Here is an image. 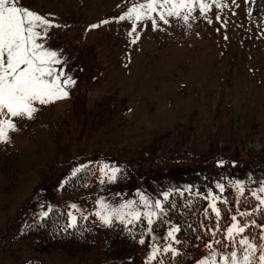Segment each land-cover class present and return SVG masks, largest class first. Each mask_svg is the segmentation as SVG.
Listing matches in <instances>:
<instances>
[{
	"label": "rangeland",
	"instance_id": "374dc122",
	"mask_svg": "<svg viewBox=\"0 0 264 264\" xmlns=\"http://www.w3.org/2000/svg\"><path fill=\"white\" fill-rule=\"evenodd\" d=\"M140 2L22 0L58 25L43 42L62 59L54 67L75 84L68 98L36 104L34 118H11L18 130L0 143V264H146L152 245L161 249L157 257L169 244L176 249L167 233L177 225L166 220L148 244L113 260L108 226L94 215L100 200L135 201L144 212L152 209L138 194L165 204V191L205 198L211 190L226 200L239 195L234 181L251 196L264 182V0H219L228 7L213 5L206 16L197 9L187 24L152 14L155 29L145 19L132 33L133 21L117 18ZM105 165L120 169L114 181L102 174ZM84 171L88 176L72 184ZM61 208L93 223L89 252L35 250L29 227ZM233 251L239 254L238 244ZM229 254L216 258L222 264Z\"/></svg>",
	"mask_w": 264,
	"mask_h": 264
},
{
	"label": "snow or ice",
	"instance_id": "6c2138e0",
	"mask_svg": "<svg viewBox=\"0 0 264 264\" xmlns=\"http://www.w3.org/2000/svg\"><path fill=\"white\" fill-rule=\"evenodd\" d=\"M233 3H235V0H233ZM213 5L216 9L228 7L226 4H221L219 0H212V3H207L205 0H143V2L133 4L117 19L118 21H133L132 33H134L136 31L135 22L145 19L152 22L154 29L157 27L156 19L152 14L158 15L159 20L165 24L169 23L168 17L182 19L187 24L194 11L198 9L201 15L206 16ZM182 12L185 14L182 15ZM219 19L217 17V20ZM110 22L104 20L101 24ZM208 22L211 23V21ZM100 26L94 24L90 27L97 28ZM52 27H58V25H54L45 16L24 6L22 0H0V143H8L10 132L18 130L11 118H34V114L38 111L35 107L36 104L47 105L68 98L67 89L75 84V80L71 75L54 67V65L62 64V59L57 51L47 48L43 42L48 38V30ZM132 42L135 43V39ZM219 163L220 166L223 165V161ZM79 171V168L75 169L73 175ZM119 171V168L109 165H105L101 169L102 174L107 175L110 181L115 180ZM100 182H104L103 178ZM232 183L239 194L236 203L242 204L239 197L244 194V185L239 181ZM215 187L219 193L223 194L224 184L217 183ZM186 190H190V188ZM257 192L264 194V182H261L258 190L252 191V195L258 201V206L254 209V212L264 215V196L258 195ZM138 195L143 208L152 209L151 211L141 212L136 207L135 201L112 206L105 203L104 200H100L98 203L101 210L96 211L94 215L105 226H112L114 220L125 226L144 221L146 222V231L142 232L141 236L148 235L151 237L152 232L155 231L153 228L154 218L166 215L167 209L161 199L151 202L148 197L142 194ZM181 195H183V192H181ZM162 197L163 201H168L169 192H163ZM205 199L209 201L208 209L219 218L221 209L217 207V202L227 204L228 201L223 200L222 196L215 195L211 190L208 191ZM70 207L79 211L75 204L70 205ZM236 211L239 213L240 218L253 215V212L241 211L239 208ZM47 215L48 211L41 213L42 217ZM67 215L69 224L65 230L67 228H77V217L71 212ZM81 219L87 220L88 217L81 213ZM251 224L261 229L260 239L264 240V224L257 225L256 221H251ZM248 226V223L238 219L236 214L231 216V224L226 229V239L233 244H238L240 252L238 254L233 251L229 255L223 256L222 264H264V244L256 245L244 236ZM179 231L180 228L172 225L167 233V239L176 241V233ZM216 231H219V229L217 228ZM212 235L215 236L216 232H212ZM236 237H240V239L237 241ZM139 243L145 244V239L140 238ZM216 243H220V241H216ZM206 247L210 250L209 255L202 260H198L197 264H221L216 258L217 254L213 250V245L208 243ZM258 247L260 255L256 257ZM160 251L159 247L152 245L146 264H151V261L156 259ZM164 251L170 252L173 257L179 255L171 244L167 245ZM159 264H163V262L161 261Z\"/></svg>",
	"mask_w": 264,
	"mask_h": 264
},
{
	"label": "trees",
	"instance_id": "16d2710c",
	"mask_svg": "<svg viewBox=\"0 0 264 264\" xmlns=\"http://www.w3.org/2000/svg\"><path fill=\"white\" fill-rule=\"evenodd\" d=\"M88 173L78 174L72 180V184L82 182ZM91 187V184L89 185ZM242 204L234 203V195L229 193L227 204L218 202L221 209V216L217 218L208 209V202L205 198L190 193L173 194L165 202L164 207L167 214L164 219L157 220L153 228L155 233H162L165 229V220L174 222L180 231L176 233V251L178 256L173 257L170 252L157 257L155 264H194L198 260L209 255L210 250L206 247L208 243L213 245V250L219 252L229 251L236 244L226 239V229L231 224V216L236 214L238 219L248 223V228L244 235L256 245L264 244L260 239L261 229L251 224L256 221L257 225L264 224V215L254 212L258 206L256 199L244 191L243 196L239 197ZM241 211L253 212L252 216L240 218L236 209ZM66 211L54 209L41 221L29 227V234L35 237L34 248L37 251L60 250L65 254L74 255L78 252H89L94 247L95 228L90 220L78 222L77 228H66ZM145 223L141 221L135 225L125 226L119 222H113L105 230L106 254L112 259L124 258L129 252L134 251L139 246V239H145V244L149 241V236H141L145 232ZM217 228L219 231H216ZM216 232L213 236L212 232ZM253 237L255 238L253 240ZM237 239V237H236ZM220 241V243H216ZM260 252L259 247L257 248Z\"/></svg>",
	"mask_w": 264,
	"mask_h": 264
}]
</instances>
